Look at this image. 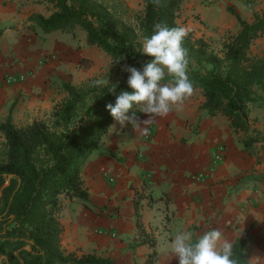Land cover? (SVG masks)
<instances>
[{"label": "crops", "instance_id": "obj_1", "mask_svg": "<svg viewBox=\"0 0 264 264\" xmlns=\"http://www.w3.org/2000/svg\"><path fill=\"white\" fill-rule=\"evenodd\" d=\"M220 2L248 23L263 13L259 3L264 0ZM52 11L50 0H0V124L9 120L21 127L48 117L66 96L63 84L77 86L86 76L78 63L91 59L95 46L67 30L44 33L29 21L33 14L46 17ZM226 15L223 29L238 31L236 18ZM249 54L264 57V32L252 42ZM9 75L24 80L4 84ZM262 96L261 106L248 109L247 132H234L222 115L207 116L198 88L181 109L174 107L149 126L148 139L113 120L81 173L83 180L93 179L97 200L88 209L65 210L60 218L64 255L95 254L113 264H178L171 252L178 233L190 232L195 242L219 229L221 244L224 239L232 244L245 239L248 264H264ZM132 111L140 120L147 118L141 105L128 114ZM248 137L257 138L249 150L244 145ZM220 145L225 156L214 164ZM198 173L204 174L200 180L193 178ZM103 176L111 177L114 185H101Z\"/></svg>", "mask_w": 264, "mask_h": 264}, {"label": "trees", "instance_id": "obj_2", "mask_svg": "<svg viewBox=\"0 0 264 264\" xmlns=\"http://www.w3.org/2000/svg\"><path fill=\"white\" fill-rule=\"evenodd\" d=\"M50 2L53 11L48 16L33 14L29 21L44 33L80 28L87 43L110 58V66L106 73L79 86L64 83L66 96L53 107L48 120L21 127L9 120L0 124L4 138L0 145V264H113L95 254L64 255L61 197L77 198L86 205L88 189L82 169L114 120L105 105L114 104L121 91H134L127 84L130 74L122 69L142 70L151 60L142 53V37L151 36L156 23L178 27L182 0H161L159 8L152 0H141L139 14L132 13L124 0ZM230 13L239 29L222 42L220 52L191 33L182 46L187 50L189 79L202 91L206 115H222L234 132H247L249 107L263 102L264 57L250 56L249 48L264 32V12L254 15L251 23ZM107 79L106 85L96 84ZM172 81L166 74L161 83ZM114 85L116 92L112 93ZM256 141L248 137L246 149ZM134 208L137 212V204ZM245 242L233 243L239 264H248Z\"/></svg>", "mask_w": 264, "mask_h": 264}, {"label": "clouds", "instance_id": "obj_3", "mask_svg": "<svg viewBox=\"0 0 264 264\" xmlns=\"http://www.w3.org/2000/svg\"><path fill=\"white\" fill-rule=\"evenodd\" d=\"M152 3L156 8L161 6V0H152ZM188 32L185 26L156 23L153 34L142 37V53L151 60L142 70L125 66L122 70L130 74L127 84L134 91H121L114 104L105 105L122 128L129 124L135 132L147 136L149 126L157 118L166 117L174 107L181 109L184 101L194 94L195 88L188 76L187 50L182 46ZM166 74L172 76L173 81L162 84ZM108 83V79L96 81L97 85ZM110 92H116V85ZM134 105H141L140 112L147 114L146 119L140 120L134 111L128 114ZM221 241L219 229L203 233L195 242L190 232H181L172 241L171 252L178 258V264H239L234 258L232 242L224 239L221 244Z\"/></svg>", "mask_w": 264, "mask_h": 264}, {"label": "rangeland", "instance_id": "obj_4", "mask_svg": "<svg viewBox=\"0 0 264 264\" xmlns=\"http://www.w3.org/2000/svg\"><path fill=\"white\" fill-rule=\"evenodd\" d=\"M124 1L126 5L128 3L132 5V8L127 5L132 13L139 14L142 12L143 5L141 0ZM250 5L251 4H248L249 8H251ZM259 5L260 7L263 6L262 9H260L261 13L264 12V2H260ZM180 9L181 11H179L176 19L178 26L187 27L189 29L188 33H191L194 38L204 39L215 52H220L222 42L227 39L228 36L237 32L235 29H223L222 26L227 24L226 14H231L230 10H232V8L227 7V5L220 2V0H212L209 2L207 0H182ZM251 9H253V7ZM72 30H77V32H72ZM67 32L72 33L73 38H77V36L80 35L79 38L84 39V41L86 40L85 32L76 26L67 29ZM91 56V59L84 58L78 63V68L82 69L86 75L80 78L81 83L79 85L92 77L106 73L109 69L110 58L102 50L96 47L95 52L93 51ZM49 118L50 115L42 120H48ZM83 182L88 189V201L86 205L77 198L68 199L62 196V211L60 218H62V213L65 210H67V214H70V211H74V209L79 206L88 209L89 206L93 205V201L97 200V189L93 179H89L85 176ZM100 183L106 187H112L114 185L113 179L108 176H103ZM102 211L103 210L100 209V212Z\"/></svg>", "mask_w": 264, "mask_h": 264}, {"label": "built area", "instance_id": "obj_5", "mask_svg": "<svg viewBox=\"0 0 264 264\" xmlns=\"http://www.w3.org/2000/svg\"><path fill=\"white\" fill-rule=\"evenodd\" d=\"M207 1L209 2L212 0H207ZM23 80H24L23 76L17 77V76L9 75L4 79L3 83L10 85L12 83L21 82ZM149 137H150V134L147 136H144V138H146V139H148ZM224 156H225V148L223 145H220V146H218V148L216 149V152L213 155V163L214 164L220 163L223 160ZM202 177H204V174H202V173H198V174L193 175V178L196 180H200ZM112 235L114 236V234H112Z\"/></svg>", "mask_w": 264, "mask_h": 264}]
</instances>
